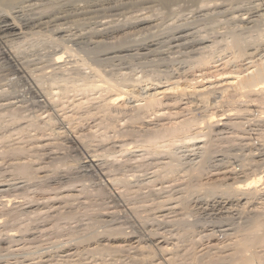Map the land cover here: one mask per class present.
Masks as SVG:
<instances>
[{"label": "rangeland", "instance_id": "1", "mask_svg": "<svg viewBox=\"0 0 264 264\" xmlns=\"http://www.w3.org/2000/svg\"><path fill=\"white\" fill-rule=\"evenodd\" d=\"M22 4L13 12L20 11L22 14L25 10V17L20 13L17 16L26 24L27 40H16L10 34H1L0 41L6 47H15L17 44L25 47L23 50L27 62H22L23 68L31 72V76L34 74L37 77L35 83L45 88L44 94L49 90L53 92L55 96L48 99L55 97L52 99L55 112L52 113L36 102L37 99L26 91L27 85L20 75L14 72L0 54V217L6 218L0 223V264H240L239 256L235 255L238 248L234 246L238 237H246L248 241L243 256H250L252 260L247 264H264V91L258 93V97L251 95L240 98L238 95L231 96L232 92L221 94V99L210 100L206 108H200L202 105L199 107L200 103L197 104L193 99H189L187 104L186 100H182L175 107L154 109L153 113L143 115L145 118L142 117L137 123L129 119L131 113L129 117L113 113L109 118L103 112L99 113L97 106L104 104L105 92L84 94L75 90L77 92L71 94L74 90H70L72 92L64 97L58 90L56 96V88H63L64 84V87L77 82L80 85L83 80L80 76L84 72L83 76L89 73L87 78H93L90 67H96L99 71L101 69L102 74L129 86L128 90L133 89L135 97L141 99L137 83L140 79L141 82L151 80L152 88L156 83L161 87L178 79L199 81L204 75L215 76L224 71L244 70L252 63L264 61V0H23ZM138 15L148 16L153 23L147 27L152 28L131 26L129 23L133 25ZM119 23L120 27L126 25L120 30ZM101 24L109 27L104 28ZM169 24L186 27L180 29L181 32L177 30L179 27L173 28ZM28 26L32 29H27ZM101 27L103 31H100ZM200 28L202 32L198 31ZM57 37V41L61 40L55 43ZM178 37H182V40ZM204 39L206 42H203ZM63 44L70 47L72 52L75 50L78 56L73 57L72 54L71 58L70 51L64 55L67 58L61 64H51V59L47 58L48 53L52 57L56 50L64 52ZM210 45L211 49L208 48ZM123 48L129 51L124 52ZM134 50L138 56H134ZM132 53L133 56L128 55ZM200 56L207 60L210 58L207 68L197 65L196 60L197 57L201 59ZM40 57L48 60L42 58L43 62H39ZM83 59L86 67L82 66ZM80 72L83 74L80 75ZM120 79L127 80L123 83ZM48 93L46 99L47 95L51 96ZM60 93L63 98L58 97ZM193 104H197L198 109ZM192 105L196 109L188 107ZM212 113L219 115L218 119L229 116L232 122L240 124L210 132L207 135L209 139L202 137L200 143L179 141L183 137L181 133L176 139L175 136H169L171 140L168 135H164L158 142L164 146L167 143L166 146L170 148L161 149L164 146L157 143L163 147L157 146L161 150H156V153L144 142L151 135V129L161 127L154 126L156 124L172 127L175 122L192 115L198 121L205 118L208 120ZM62 120H65L64 124H61ZM143 120L154 124L149 126L150 130L142 125ZM243 122L248 123L245 125ZM192 127L191 132L188 130L189 134H195L200 126ZM65 130L80 136L81 148L65 139L62 133ZM108 136L112 139L109 137L106 140ZM141 147L147 148L141 150ZM203 148L207 151L203 172L197 176L190 171L186 172L191 164L201 160ZM124 149L128 152H124ZM238 155H242L241 158ZM85 158L96 159L102 167L97 173L88 172L83 168ZM168 164H173V169H177L172 170L173 173L170 171V175L162 171L165 170L162 167ZM164 174L166 177H163ZM103 180H111V184L107 186ZM228 184H233L232 187H252L256 184L259 191L256 190L257 195L253 193L246 199L245 194L225 192L230 187ZM218 185L223 187L219 186L220 190L216 187L215 193L211 192ZM114 194L117 198H113ZM247 228L249 231L252 229V233L243 234Z\"/></svg>", "mask_w": 264, "mask_h": 264}, {"label": "bare ground", "instance_id": "2", "mask_svg": "<svg viewBox=\"0 0 264 264\" xmlns=\"http://www.w3.org/2000/svg\"><path fill=\"white\" fill-rule=\"evenodd\" d=\"M22 1L23 0H0V14H2V15H0V35L1 34H10V35H12V36H14L15 38H16V40L17 39H21L22 40V38H25L26 37V24L25 23H23L24 21L22 20V22H21V19L18 17L21 13H20V9L18 10L19 12H17V11H14L13 12V9H15L17 6H19V4H21V5H24V4H22ZM26 1V0H25ZM28 1V0H27ZM55 1V0H54ZM145 1H147V0H145ZM149 1V0H148ZM205 1V0H204ZM258 1V0H257ZM51 2V1H50ZM59 2V1H58ZM167 2V1H166ZM246 2V1H245ZM261 2H263V1H261ZM145 3V2H144ZM146 3H149V2H146ZM211 3V2H210ZM134 4H136V3H134ZM165 4V3H164ZM206 4H207V2H206ZM249 4V3H248ZM62 5V4H61ZM204 5H205V3H204ZM204 5H201V6H204ZM256 6L258 5V4H255ZM255 5H253V6H255ZM76 6V5H75ZM100 6V5H99ZM166 6V5H165ZM208 6V5H207ZM218 6V5H217ZM250 6V5H249ZM255 6V7H256ZM23 7V6H22ZM26 7H28V6H26ZM29 7H31V5L29 6ZM33 7H35V5H33ZM47 7V6H46ZM18 8V7H17ZM37 8V7H36ZM55 8V7H54ZM204 8V7H203ZM25 9V8H24ZM27 9V8H26ZM252 9V8H251ZM250 9V10H251ZM257 9H258V7H257ZM37 10H39V9H37ZM43 10V9H42ZM48 10V9H47ZM74 10V9H73ZM97 10H99V9H97ZM96 10V11H97ZM144 10V9H143ZM243 10V9H242ZM252 10H254V9H252ZM25 11V10H24ZM24 11H23V13L21 14V16H23V14H24ZM32 10L30 9V12H31ZM36 11V10H35ZM258 11V10H257ZM22 12V11H21ZM28 12V11H27ZM39 12V11H38ZM95 12V11H94ZM192 12V11H191ZM250 12V11H249ZM261 12V11H260ZM20 13V14H19ZM58 13V12H57ZM152 13V12H151ZM167 13H169V12H167ZM173 13H175V12H173ZM177 13H179V12H177ZM176 13V14H177ZM219 13V12H218ZM32 14V13H31ZM50 14V13H49ZM144 14V13H143ZM191 14V13H190ZM224 14V13H223ZM18 15V16H17ZM36 15H38L37 14V12H36ZM220 15V14H219ZM249 15V14H248ZM27 16V15H26ZM35 16V15H34ZM136 16V15H135ZM147 16V15H146ZM174 16V15H173ZM183 16V15H182ZM217 16V15H216ZM235 16V15H234ZM237 16V15H236ZM242 16V15H241ZM260 16H262V15H260ZM23 17H25V15L23 16ZM33 17V16H32ZM59 17V16H58ZM57 17V18H58ZM138 17V19L133 23V25H132V23H129L131 26H134V27H137V26H148V25H151V19H149V18H147V17H143V16H137ZM136 17V18H137ZM181 17V16H180ZM195 17H197V16H195ZM205 17V16H204ZM207 17H209V16H206V18ZM36 18V17H35ZM55 18V17H54ZM53 18V19H54ZM60 18V17H59ZM169 18H171V17H169ZM184 18V17H183ZM261 18V17H260ZM135 19V18H134ZM198 19V18H197ZM200 19V18H199ZM202 19V18H201ZM214 19V18H213ZM234 19V18H233ZM232 19V20H233ZM246 19V18H245ZM29 20H30V18H29ZM33 20H35V19H33ZM55 20V19H54ZM127 20V19H126ZM126 20H124V21H126ZM132 20V19H131ZM183 20V19H182ZM194 20V19H193ZM241 20H243V19H241ZM247 20H249V19H247ZM264 20V19H263ZM28 21V20H27ZM176 21V20H175ZM250 21V20H249ZM29 22V21H28ZM28 22H26L27 24H28ZM101 22H103V21H101ZM128 22V21H127ZM186 22V21H185ZM194 22V21H193ZM105 23V22H104ZM153 23V22H152ZM175 22H173V24H174ZM177 23V22H176ZM41 24V23H40ZM49 24V23H48ZM100 24V23H99ZM107 24H111V22L110 23H107ZM106 24V25H107ZM115 24H117V23H115ZM128 24V23H127ZM172 24V25H173ZM181 24V23H180ZM185 24H187V22L185 23ZM38 25V24H37ZM96 25H98V24H96ZM101 25H104V24H101ZM100 25V26H101ZM106 25H104V26H102V27H104V28H107V27H109V26H106ZM120 25V23L118 24V26ZM124 25H126V24H124ZM124 25H122V27H120V30H121V28H123V26ZM169 25H171V24H169ZM172 25H171V27H172ZM33 26V25H32ZM56 26V25H55ZM158 26V25H157ZM29 28H27V29H32L30 26H28ZM97 27V26H96ZM101 27V28H102ZM170 27V28H171ZM177 27H179V28H177ZM183 27V26H182ZM186 27V26H185ZM185 27H183V28H181L179 25L178 26H174L173 25V28H177V30H179V31H181L182 29H184ZM58 28V27H57ZM60 28V27H59ZM100 28V27H99ZM112 28V27H111ZM126 28V27H125ZM130 28V27H129ZM148 28V27H147ZM150 28H152V27H150ZM150 28H148V29H150ZM162 28V27H161ZM172 28V29H173ZM193 28V27H192ZM42 29V28H41ZM63 29V28H62ZM67 29V28H66ZM92 29V28H91ZM115 29H117L116 27H115ZM137 29V28H136ZM181 29V30H180ZM201 29V28H200ZM198 30V31H201L202 32V30L203 29H201V30ZM222 29V28H221ZM60 30V29H59ZM58 30V31H59ZM65 30V29H64ZM63 30V31H64ZM96 30V29H95ZM119 30V31H120ZM122 30H124V29H122ZM132 30V29H131ZM134 31H135V29H133ZM188 30V29H187ZM41 31H43V30H41ZM56 31V30H55ZM66 31V30H65ZM68 31V30H67ZM66 31V32H67ZM98 31V30H97ZM100 31H103V28H102V30H100ZM105 31V30H104ZM53 32V31H52ZM60 33H61V31H59ZM117 32V31H116ZM121 32V31H120ZM166 32H168V31H166ZM182 32V31H181ZM186 32V31H185ZM195 32V31H194ZM209 32V31H208ZM58 33V32H57ZM89 33V32H88ZM93 33H95V32H93ZM99 33V32H98ZM103 33V32H102ZM101 33V34H102ZM105 33V32H104ZM111 33V32H110ZM113 33V32H112ZM125 33V32H124ZM131 33V32H130ZM178 33H180V32H178ZM210 33V32H209ZM33 34V33H32ZM35 34V33H34ZM54 34H56V33H54ZM100 34V33H99ZM181 34V33H180ZM187 34V33H186ZM185 34V35H186ZM198 34V33H197ZM5 35V36H6ZM9 35V36H10ZM31 35V34H30ZM36 35V34H35ZM40 35V34H39ZM79 35V34H78ZM83 35V34H82ZM190 35V34H189ZM189 35H188V38H190L189 37ZM193 35V34H192ZM205 35V34H204ZM4 36V37H5ZM33 36V35H32ZM65 36V35H64ZM64 36H61L62 38H64ZM83 36H85L86 37V35H83ZM92 36H94V35H92ZM123 36H125V34L123 35ZM168 36V35H167ZM171 36H173V35H171ZM180 36V35H179ZM7 37V36H6ZM60 37V36H59ZM59 37H57L56 38V40H55V43H57L59 40H61V39H59L58 41H57V39L59 38ZM193 37V36H192ZM196 37V36H195ZM200 37V36H199ZM198 37V38H199ZM205 36H203L202 38H204ZM207 37V36H206ZM1 38H2V36H1ZM13 38V37H12ZM48 38V37H47ZM156 38V37H155ZM178 38H180V37H178ZM182 38V37H181ZM180 38V39H181ZM184 38V37H183ZM197 38V39H198ZM202 38H200V39H202ZM32 39V38H31ZM51 39V38H50ZM49 39V40H50ZM54 39V38H53ZM66 39H68V38H66ZM71 39V38H70ZM69 39V40H70ZM79 39V38H78ZM117 39V38H116ZM121 39V38H120ZM171 39L173 40V38L171 37ZM174 39H176V38H174ZM179 39V40H180ZM185 39H186V37H185ZM25 40H27L26 38H25ZM40 40V39H39ZM41 40H43V39H41ZM65 40V39H64ZM69 40H67V41H69ZM74 40H75V38H74ZM153 40V39H152ZM178 40V39H177ZM182 40V39H181ZM194 40V39H193ZM203 40V39H202ZM205 40V39H204ZM32 41V40H31ZM34 41V40H33ZM57 41V42H56ZM66 41V40H65ZM72 41V40H71ZM119 41V40H118ZM117 41V42H118ZM188 41V40H187ZM186 41V42H187ZM196 41V40H195ZM209 41V40H208ZM5 42V41H4ZM3 42V43H4ZM7 42V41H6ZM27 41H25V43H26ZM42 42V41H41ZM47 42V41H46ZM51 42H53V41H51ZM70 42V41H69ZM100 42V41H99ZM148 42V41H147ZM167 42V41H166ZM175 42V41H174ZM183 42V41H182ZM189 42V41H188ZM203 42H206V40L205 41H203ZM210 42V41H209ZM214 42V41H213ZM15 43V42H14ZM54 43V42H53ZM52 43V44H53ZM54 43V44H55ZM62 43V42H61ZM61 43H58V44H61ZM64 43V42H63ZM123 44V42H120V44ZM133 43V42H132ZM149 43V42H148ZM176 43H178V42H176ZM194 43H196V42H194ZM193 43V44H194ZM198 43H200V42H198ZM197 43V44H198ZM4 44H6V43H4ZM22 44V43H21ZM34 44V43H33ZM37 44V43H36ZM68 44V43H67ZM88 44V43H87ZM110 44V43H109ZM142 44V43H141ZM146 44V43H145ZM165 44V43H164ZM183 44V43H182ZM191 44V43H190ZM213 44H215V42L213 43ZM18 45V44H17ZM15 45V47H6L7 45H5V46H3L2 45V43H1V41H0V54H1V56L4 58V60H6L9 64H10V66L14 69V72L16 73V74H18V75H20V77H21V79H22V81L25 83V85H27V88H25L26 89V91L28 92V93H30V95H32V97H34L35 99H37V103L39 104V105H41V106H43V107H45L46 109H48V110H50V111H52V113L53 112H55L54 110H53V100L52 99H54V98H52L51 100L50 99H48V98H51V97H53V95L54 94H52L51 92H50V90L48 91L50 94H51V96L49 95V97H48V95H47V99H46V94L48 93V92H46V94H44V92L46 91L45 90V88L43 89V88H41V85L39 86V85H37L36 83H35V81H37L36 79H35V77L36 76H31V72H29L30 74H28V72L23 68L24 66V64L22 65V62H27V57L24 55V52H25V50H23L25 47H23L22 45ZM23 45H24V43H23ZM42 45H44V44H42ZM62 45V44H61ZM64 45V44H63ZM70 45V44H69ZM75 45V44H74ZM106 45H108V44H106ZM117 45H119V44H117ZM133 45V44H132ZM150 45V44H149ZM152 45V44H151ZM150 45V46H151ZM161 45V44H160ZM163 45V44H162ZM178 45H180V44H178ZM184 45V44H183ZM192 45V44H191ZM30 46H32V45H30ZM40 45H38V47H39ZM59 46V45H58ZM65 47H64V49L63 50H65L64 52H57V50L56 51H54V52H56V53H54V55H51L52 57H50V53H48L49 55H48V59H51L50 61H51V64L52 63H54V64H61V62H63L64 60H65V58H67V57H64V55L66 56V54L67 53H70V47L68 48V47H66V45H64ZM135 46H137V45H135ZM139 46H141V45H139ZM144 46V45H143ZM181 46V45H180ZM179 46V47H180ZM189 46V45H188ZM54 47H56V46H54ZM53 47V48H54ZM103 47H105V46H103ZM114 47V46H113ZM117 47H119V46H117ZM142 47V46H141ZM148 47V46H147ZM146 47V48H147ZM159 47V46H158ZM164 47V46H163ZM172 47H175V49L177 48L176 46H172ZM185 46H183V49H185L184 48ZM205 47V46H204ZM204 47H202V48H204ZM211 47V45L208 47V48H210ZM28 48V47H27ZM72 48H74V47H72ZM114 48H116V47H114ZM120 48V47H119ZM132 49H133V46L131 47ZM169 48H171V47H169ZM208 48L207 47H205V49H207L208 50ZM36 49V48H35ZM100 49V48H99ZM98 49V50H99ZM108 49H110V46H109V48ZM112 49V48H111ZM123 49H125V48H123ZM127 49H129V48H127ZM149 49V48H148ZM178 49V48H177ZM182 49V48H181ZM191 49L193 50V48L191 47ZM205 49H203V50H205ZM211 49V48H210ZM23 50V51H22ZM28 50L30 51V49L28 48ZM33 50V49H32ZM40 50H42V49H40ZM52 50V49H51ZM62 50V51H63ZM93 50V49H92ZM101 50H103V49H101ZM113 50V49H112ZM137 50V49H136ZM142 50H145V49H142ZM151 50V49H150ZM164 50V49H163ZM178 50H180V49H178ZM177 50V51H178ZM199 50V49H198ZM203 50H202V52H203ZM214 50V49H213ZM94 51V50H93ZM122 51H124V50H122ZM129 51V50H128ZM128 51H126V49H125V51L124 52H128ZM152 51H154V50H152ZM152 51H151V53H152ZM170 51V50H169ZM201 51V50H200ZM47 52V51H46ZM96 52H98V51H96ZM99 52H101V51H99ZM111 52H113V51H111ZM118 52V51H117ZM120 52V51H119ZM133 53H134V56H138V55H135L136 54V52H135V50L134 51H132ZM161 52V51H160ZM171 52V51H170ZM169 52V53H170ZM183 52V51H182ZM202 52H200V54L202 53ZM205 52H207V51H205ZM213 52V51H212ZM211 52V53H212ZM45 53V52H44ZM52 53H53V51H52ZM51 53V54H52ZM133 53H132V55H130V54H128L129 56H133ZM151 53H149L148 52V54H151ZM190 53V52H189ZM192 53H194V52H192ZM195 53H199V52H195ZM209 53V52H208ZM210 53V54H211ZM234 53V52H233ZM26 54V53H25ZM32 54H34V53H32ZM37 54V53H36ZM72 54H73V57H74V55H75V57L76 56H78V55H76L75 54V50H73V52L71 51V58H72ZM138 54V53H137ZM147 54V53H146ZM147 54V55H148ZM171 54H173V53H171ZM174 54H176L175 52H174ZM179 54H180V52H179ZM184 54H187V53H183V55ZM204 54V53H203ZM28 55V54H27ZM46 55V54H45ZM45 55H43V56H45ZM69 55V54H68ZM98 55V54H97ZM126 55V54H125ZM190 55V54H189ZM206 55V54H205ZM215 55V54H214ZM31 56V55H30ZM35 56V55H34ZM114 56V55H113ZM119 56V55H118ZM124 56V55H123ZM140 56H142V54L140 55ZM153 56V55H152ZM166 56V55H165ZM204 56V55H203ZM28 57H29V55H28ZM32 57V56H31ZM31 57H29V58H31ZM50 57V58H49ZM54 57V58H53ZM112 57V56H111ZM122 57V56H121ZM128 57V56H127ZM180 57V56H179ZM186 57H187V55H186ZM202 56H200L199 58H201ZM213 57V56H212ZM28 58V60H30ZM41 58V60H38L39 62L41 61V62H43V60L45 59V60H48V59H46V58H44V57H40ZM39 58V59H40ZM42 58H44L43 60H42ZM119 58V57H118ZM123 58V57H122ZM122 58H120V60L122 59ZM134 58V57H133ZM175 57H173V59H174ZM206 58H208V57H206ZM264 58V57H263ZM262 58V59H263ZM32 59V58H31ZM79 59H81V58H79ZM107 59V58H106ZM111 59V58H110ZM114 59H116V57L114 58ZM155 59V58H154ZM164 59V58H163ZM170 59V58H169ZM172 59V60H173ZM33 60H36V59H33ZM78 60V59H77ZM118 60V59H117ZM160 60H162V59H160ZM175 60V59H174ZM208 60H210V58L208 59ZM207 59H205L204 57H202L201 59H198V57H197V60H196V62H197V65L199 66V67H205V68H207L208 66V64H210L209 63V61H208ZM261 60V59H260ZM264 60V59H263ZM85 61H87L86 59H85ZM124 61V60H123ZM170 61H171V59H170ZM175 61H177V60H175ZM182 61V60H181ZM190 61H192V60H190ZM193 61H195V60H193ZM30 62H31V60H30ZM49 62V61H48ZM82 62V66H85L86 65V62L84 63V59L81 61ZM88 62H89V60H88ZM114 62V61H113ZM120 62V61H119ZM156 62V61H155ZM37 63V62H36ZM106 63V62H105ZM124 63V62H123ZM143 63V62H142ZM153 63H154V61H153ZM187 63V62H186ZM217 63V62H216ZM27 64H29V63H27ZM38 64V63H37ZM78 64V63H77ZM88 64V63H87ZM96 64H98V62L96 63ZM131 64V63H130ZM129 64V65H130ZM180 64V63H179ZM194 64V63H193ZM26 65V64H25ZM137 65V64H136ZM146 65V64H145ZM149 65H151V64H149ZM186 65V64H185ZM52 66V65H51ZM55 66H57V65H55ZM62 66V65H61ZM89 66V65H88ZM88 66H87V68H88ZM96 66V65H95ZM131 66V65H130ZM133 66V65H132ZM134 66H135V64H134ZM182 66V65H181ZM191 66V65H190ZM210 66V65H209ZM34 67V66H33ZM86 67V66H85ZM194 67V69L196 68L195 66H193ZM198 67V68H199ZM53 68V67H52ZM59 68H61V67H59ZM79 68V67H78ZM84 68V67H83ZM82 68V69H83ZM130 68V67H129ZM134 68H138V67H134ZM133 68V69H134ZM177 68H179V67H177ZM29 69V68H28ZM34 69V68H33ZM89 69H91V71H92V77L93 78H90V76H89V78H87V76L89 75V73H88V75L85 77V76H83V75H85V73L86 72H84V74L83 73H81L80 72V75L81 74H83V75H81L80 77H82L83 78V80L82 81H80V79H79V81H80V85H77V83H75V84H73V85H71V86H69V87H64V86H66V84H64V86L63 85H61V86H63V88H60V89H58V88H56L57 89V93H56V96L58 95V93L61 91V93H62V95L64 96V95H66L67 94V96H68V94H70V93H68V92H72V91H70V90H74L73 92L74 93H71V94H75V92H77V91H79V92H84V94L85 93H87V92H90V93H92V92H94V91H97V92H105L107 95H106V98H104L105 100H104V102H102V103H104V104H102L101 106H97V110H98V112L99 111H101V112H103L104 113V115H106L108 118L109 117H112V115H113V113H117L116 115H120L121 114V117H122V115H127L128 116V114L129 113H131L132 115L129 117V119L131 120V121H134V123L136 122V121H139L142 117L143 118H145V116H143V115H146V114H148L149 115V113L151 112V113H153L152 111L154 110V109H156V108H163V107H175V106H177L182 100H186L187 102L185 103V104H187V103H189V99H193V101H195L197 104L198 103H200L199 104V107H200V105H202L200 108H202V107H204V108H206V106H208V103H209V101L210 100H214V99H217V98H220V96H221V94L223 95V94H228V93H230V92H232V94H231V96H237L238 95V97H240V98H242V97H246V96H256V97H258L257 96V94L258 93H260L261 91H264V61H259V63H252L249 67H247V68H245L244 70H240V69H234V70H230V71H224V72H221V73H217L215 76H202V78H200L201 80H199V81H197L196 79H191V80H184V79H178V80H176V81H174V82H167V84H165L164 86H161V87H158V85H157V83L155 84V86L152 88V85L150 84V81L149 80H145V79H142V80H145V81H143V82H141V79L140 80H138V81H140V82H137V83H139L138 85V87H139V90H140V93H138L139 94V96H142L141 97V99H138L137 97H135L136 95V93L134 92V91H132V90H128L129 89V86H126V85H124V84H122V83H119V82H117V80L116 79H114V80H116V81H114V80H112L111 78H109V77H107V75L104 73V74H102L103 72H100L101 71V69H100V71H99V69H96V67H90ZM88 69V70H89ZM120 69V68H119ZM30 70V69H29ZM77 70V69H76ZM203 70V69H202ZM205 70V69H204ZM209 70V69H208ZM46 71H48V70H46ZM80 71V70H79ZM78 71V72H79ZM85 71V70H84ZM126 71V70H125ZM133 71V70H132ZM184 71V70H183ZM196 71H198V69L196 68ZM175 72V71H174ZM189 72V71H188ZM49 73V72H48ZM123 73H125V72H123ZM128 73V72H127ZM132 73V72H131ZM140 73H142L141 71H140ZM176 73V72H175ZM187 73V72H186ZM204 73V72H203ZM50 74V73H49ZM74 74H79V73H75L74 72ZM126 74V73H125ZM125 74H124V76H125ZM184 74V73H183ZM201 74V73H200ZM44 75V74H43ZM105 75H106V77H105ZM123 75V74H122ZM121 75V76H122ZM136 75V74H135ZM140 75V74H139ZM142 75V74H141ZM72 76V75H71ZM69 77L71 80H73L74 78H72V77ZM119 76V75H118ZM120 76V77H121ZM130 76H132V75H129V77ZM145 76V75H144ZM189 76V75H188ZM193 76V75H192ZM198 76V75H197ZM200 76V75H199ZM39 77V76H38ZM43 77V76H42ZM52 77V76H51ZM74 77H76L77 78V76H74ZM114 77V76H113ZM116 77V76H115ZM123 77V76H122ZM138 77V76H137ZM185 77V76H184ZM195 77V76H194ZM37 78V77H36ZM128 78V77H127ZM134 78V77H133ZM136 78V77H135ZM147 78V77H146ZM152 78V77H151ZM179 78V77H178ZM213 78V79H212ZM118 79V78H117ZM124 79V78H123ZM167 79V78H166ZM12 80V79H11ZM42 80V79H41ZM119 80V79H118ZM121 80V82L123 81V83H125L124 81L125 80H127V79H125V80H122V79H120ZM133 79H131L130 81H132ZM62 81V80H61ZM74 81H77V80H75L74 79ZM130 81H127V82H130ZM39 82V81H38ZM48 82H50V81H48ZM70 82V81H69ZM64 83H66V82H64ZM131 83V82H130ZM135 82H134V80H133V84H134ZM158 83H159V81H158ZM10 84V83H9ZM41 84V83H40ZM54 85H56L55 83H53ZM70 83H68L67 84V86L69 85ZM132 84V83H131ZM132 84V85H133ZM153 84V83H152ZM5 85V84H4ZM13 85V84H12ZM48 85V84H47ZM54 85H52V86H54ZM51 86V87H52ZM131 86V85H130ZM135 87H137V85H134ZM134 86H133V88H134ZM54 89H55V87H53ZM49 89H50V87H49ZM52 89V88H51ZM58 90H59V92H58ZM75 90H77V91H75ZM18 91V90H17ZM21 91V90H20ZM25 91V90H24ZM54 91V90H53ZM6 92V91H5ZM79 92H78V94H79ZM24 93V92H23ZM48 93V94H49ZM61 93L59 94L60 96H58V97H62L61 96ZM98 93V94H99ZM83 94V95H84ZM88 95V94H87ZM101 96L103 95V94H100ZM6 96V95H5ZM17 96V95H16ZM55 96V95H54ZM73 96H75V95H73ZM85 96V95H84ZM105 96V95H104ZM263 96V95H262ZM64 97H66V96H64ZM223 97V96H222ZM221 97V98H222ZM229 97H230V95H229ZM261 97V96H260ZM63 98V97H62ZM220 98V99H221ZM239 98V99H240ZM103 99V98H102ZM231 99V98H230ZM237 99V98H236ZM262 99V98H261ZM232 100V99H231ZM234 100V99H233ZM241 101V100H240ZM255 101H256V99H255ZM67 102V101H66ZM223 102V101H222ZM242 102V101H241ZM240 102V103H241ZM14 103V102H13ZM22 103V102H21ZM75 103V102H74ZM84 103V102H83ZM82 103V104H83ZM192 103V102H191ZM214 103V102H213ZM218 103V102H217ZM253 103V102H252ZM197 104H193V105H195L196 107H197V109H198V106H197ZM260 104V103H259ZM0 105H2V104H0ZM13 105V104H12ZM64 105V104H63ZM77 105V104H76ZM76 105H75V107H76ZM189 105V104H188ZM188 106V107H194V109H196V107L195 106ZM215 105V104H214ZM262 105V104H261ZM71 106V105H70ZM1 107V106H0ZM22 107V106H21ZM78 107V106H77ZM77 107H76V109H77ZM80 107V106H79ZM236 107V106H235ZM237 107H239V106H237ZM236 107V108H237ZM245 107H247V105L245 104ZM5 108V107H4ZM82 108V107H81ZM208 108V107H207ZM219 108V107H218ZM2 109H3V107H2ZM187 110H188V108H186ZM211 109V108H210ZM215 109H216V107H215ZM223 109V108H222ZM79 110V109H78ZM192 110V109H191ZM207 110V109H206ZM233 110V109H232ZM244 110V109H243ZM221 111V110H220ZM231 111V110H230ZM248 111V110H247ZM253 111V110H252ZM252 111H249V112H251V113H253ZM97 112V111H96ZM97 112V113H98ZM208 112V111H207ZM215 112H217V111H215ZM241 112H243L242 110H241ZM100 113V112H99ZM174 113V112H173ZM194 113V112H193ZM236 113V112H235ZM248 113V112H247ZM257 113L259 114V111H257ZM260 113H262V112H260ZM160 114V113H159ZM163 114V113H162ZM176 114V113H175ZM182 114V113H181ZM228 114V113H227ZM234 114V113H233ZM147 115V116H148ZM152 115V114H151ZM156 115H158V114H156ZM156 115H154L155 117H156ZM206 115V114H205ZM204 115V116H205ZM237 115V114H236ZM236 115H233V116H236ZM241 115V114H240ZM239 115V116H240ZM250 115H252V114H250ZM162 116V115H161ZM161 116H157L158 118L159 117H161ZM171 116V115H170ZM231 116V115H230ZM256 116V115H255ZM261 116H263V115H261ZM104 117V116H103ZM149 117V116H148ZM163 117H165V116H163ZM162 117V118H163ZM220 116L219 115H217L216 113H212V114H210V116H208V120H207V118H205L206 120H204V119H201V121H198V119L196 118V116L195 115H192L191 117H189V118H185V119H182V120H180V121H178V122H175V124L174 125H172V127H169V126H164V124H156V125H154L153 123H151V121H149V120H143L144 122L142 123V125L143 126H146V128H147V130H150V128H149V126H152V125H154V126H161V127H159V128H156V129H151L150 130V136L148 137V139L147 140H145L144 142H145V144H148L149 146H147L149 149H151V150H154L155 152H153V153H156V150L158 151V149H159V152H160V150L161 149H169L170 147L169 146H166V144L167 143H165V146L161 143V142H158V139L160 138V137H163L164 135H168V137L169 136H172L173 138H174V136H175V139H176V136L177 135H179V137H180V133H181V136H183L181 139H178L179 141H186V142H191L190 144H192V143H200V142H202V140H201V138L202 137H207V135L208 134H210V132L211 133H213L214 131H218L220 128H222V127H224V126H239V124H240V122L239 123H237V122H232L231 121V119L230 118H225L224 116H222L223 118H221V119H218ZM257 117H258V115H257ZM264 117V116H263ZM107 118V119H108ZM161 118V119H162ZM171 118V117H170ZM175 118V117H174ZM202 118H204V117H202ZM246 118V117H245ZM259 119H261L260 117H259ZM264 119V118H263ZM105 120V119H104ZM110 120V119H109ZM108 120V121H109ZM112 120V119H111ZM130 120H129V122H130ZM247 120V119H246ZM67 121V120H66ZM118 121H120V120H118ZM153 121V120H152ZM224 121V122H223ZM249 121H250V119H249ZM256 121V119L254 120V122ZM262 122H263V120H261ZM65 123V120H62L61 121V124H64ZM140 122V121H139ZM141 122H142V120H141ZM223 122V123H222ZM252 122H253V119H252ZM108 122L106 121V124H107ZM116 123V122H115ZM119 123H121V122H119ZM124 123V122H123ZM122 123V124H123ZM137 123V122H136ZM244 123V122H243ZM248 123V122H247ZM247 123L245 122L244 124L245 125H247ZM260 123V122H259ZM111 124H112V122H111ZM242 124V123H241ZM243 124V125H244ZM110 125V124H109ZM113 125V124H112ZM132 125V124H131ZM141 125V126H142ZM258 125V124H257ZM111 126V125H110ZM120 126V125H119ZM135 126V125H134ZM192 126H200V127H198L197 128V132L195 133V134H189V132H188V130L190 131V130H192ZM242 126V125H241ZM255 126V125H254ZM102 127V126H101ZM118 127V126H117ZM61 128L63 129L64 128V126L62 125L61 126ZM191 128V129H190ZM115 129H117V128H115ZM114 129V130H115ZM120 129V128H119ZM119 129H117L118 131H119ZM145 129V128H144ZM143 129V130H144ZM207 129V131H205ZM121 130V129H120ZM222 131V130H221ZM123 132V131H122ZM126 132H127V129H126ZM144 132V131H143ZM188 132V133H187ZM191 132V131H190ZM62 133H64V137H65V139L70 143V144H72V145H74V146H76L77 148H81V146H82V141H81V139H80V136L78 137V135L76 134V133H74V132H71V131H69V130H65L64 132H62ZM189 134V135H187V134ZM261 133V132H260ZM113 134H115V131H114V133ZM118 134V133H117ZM122 134V133H121ZM130 134V133H129ZM148 134V133H147ZM262 134V133H261ZM131 135V134H130ZM257 135H259V134H257ZM119 136V135H118ZM211 136V135H210ZM260 137H261V135H259ZM110 136H108L107 138H106V140L109 138ZM145 137V136H144ZM178 137V138H179ZM139 138V137H138ZM171 137H169V139H170ZM172 138V139H173ZM208 138V137H207ZM110 139H112L111 137H110ZM168 139V138H167ZM209 139V138H208ZM259 139V138H258ZM262 139V138H261ZM109 140V139H108ZM171 140V139H170ZM223 140V139H222ZM257 140V139H256ZM113 141H116V140H114L113 139ZM118 141V140H117ZM143 141V140H142ZM161 141V140H160ZM173 141H176L177 142V140H173ZM172 141V142H173ZM204 141V140H203ZM206 141V140H205ZM259 141V140H258ZM141 142V141H140ZM163 142H165V141H163ZM260 142V141H259ZM124 143V142H123ZM157 143H161L162 145H157ZM169 143V142H168ZM174 143V142H173ZM179 143V142H178ZM180 143H182V142H180ZM185 143V142H184ZM183 143V144H184ZM248 143V142H247ZM175 144V143H174ZM208 144V143H207ZM128 145V144H127ZM134 145H136V144H134ZM141 145V144H140ZM144 145V144H143ZM171 145V144H170ZM209 145V144H208ZM207 145V146H208ZM142 146V145H141ZM157 146H162L163 148H158ZM204 146H205V144H204ZM203 146V147H204ZM147 147H145V148H147ZM169 147V148H168ZM210 147V146H209ZM124 148V147H123ZM134 148V147H133ZM145 148L144 149H142V147H141V150H145ZM199 148V147H198ZM202 148V147H201ZM128 149V148H127ZM135 149V148H134ZM165 149V150H166ZM187 149V148H186ZM209 149V148H208ZM95 150V149H94ZM122 150V149H121ZM130 150V149H129ZM148 150V149H147ZM146 150V151H147ZM151 150H149L150 151V153L152 152ZM164 150V151H165ZM203 150H204V148H203ZM52 151V150H51ZM124 152H128V150L127 151H125V149H124ZM123 152V153H124ZM121 153V152H120ZM209 153V152H208ZM152 154V153H151ZM203 155L201 156V160H199V161H197V163H195V161H194V163L195 164H191L192 166L190 167V169H188V168H186V169H188V170H186V172L187 171H190V173L192 174V175H198V174H200L201 173V171H202V169L204 168V167H206V166H204L205 165V163H204V160H205V158H206V155L205 154H207V151L206 150H204V152L202 153ZM249 154V153H248ZM150 155V154H149ZM156 155H158V154H156ZM245 155V154H244ZM247 155V154H246ZM245 155V156H246ZM239 156V155H238ZM240 156H242V155H240ZM239 156V157H240ZM251 156V155H250ZM128 157V156H127ZM244 157V156H243ZM247 157V156H246ZM254 157V156H253ZM135 158V157H134ZM148 158V157H147ZM241 158V157H240ZM170 159V158H169ZM195 159V158H194ZM238 159V158H237ZM121 161V160H120ZM131 161V160H130ZM217 161V160H216ZM244 161V160H243ZM172 162V161H171ZM170 162V163H171ZM250 162H252V161H250ZM255 162V161H254ZM169 163V164H170ZM245 163V162H244ZM253 163V162H252ZM167 164V163H166ZM169 164L167 165V166H165V167H162V169L163 168H165V170H162V171H165L164 173H167V174H169V172L171 171V173H173L172 172V170H174L175 169V167H172L173 166V164H172V166H169ZM247 164H249V162L247 163ZM128 165V164H127ZM165 165V164H164ZM171 165V164H170ZM189 166V165H188ZM238 166V165H237ZM245 166H246V164H245ZM249 166V165H248ZM247 166V167H248ZM102 167V165L96 160V159H92V158H85V160H84V162H83V168L85 169V170H87L88 172H92V173H97V171L98 170H100V168ZM161 167V166H160ZM179 167V166H178ZM246 167V168H247ZM174 168V169H173ZM177 168V167H176ZM177 170V169H176ZM176 170H174V171H176ZM209 170V169H208ZM245 170V169H244ZM158 172L160 171L161 172V170H157ZM239 171H240V169H239ZM253 171V170H252ZM23 172V171H22ZM203 172V171H202ZM254 172H256V171H254ZM110 173V172H109ZM224 173V172H223ZM230 173V172H229ZM190 174V175H191ZM234 174V173H233ZM250 174V173H249ZM258 174V173H257ZM261 174V173H260ZM96 175V174H95ZM170 175V174H169ZM179 175V174H178ZM191 175V176H192ZM133 176V175H132ZM190 176V177H191ZM248 176V175H247ZM160 177V176H159ZM163 177H166V174H164V176ZM172 177V176H171ZM230 178V177H229ZM248 178V177H247ZM132 179V178H131ZM259 179V178H258ZM261 179V178H260ZM218 180V179H217ZM227 180V179H226ZM226 180H224V181H226ZM111 181V180H110ZM110 181H108V180H103V182L108 186V185H110L111 184V182ZM234 181V180H233ZM263 181V180H262ZM236 182V181H235ZM260 182H261V180H260ZM153 183V182H152ZM217 183V182H216ZM240 183V182H239ZM254 183H256V182H254ZM235 184V183H234ZM188 185V184H187ZM197 185V184H196ZM213 185V184H212ZM221 185H222V183H221ZM233 185V184H232ZM232 185H229L228 184V186H230V187H228V190H227V188L225 187V189L227 190V191H225V192H230V193H237V195H238V193L239 194H245V195H247L246 196V199H247V197H248V195H251L252 196V194L254 193V195L256 194H258V193H255V192H257L256 190H258L257 188H256V184H254L252 187H250V186H243V187H239V186H236V187H232ZM251 185H252V183H251ZM261 185H262V183H261ZM127 186V185H126ZM174 186V185H173ZM219 186L220 185H218V186H215V187H213L214 189H212V188H209V189H212V191L211 192H214L215 193V189H217L218 188V190H220V188L221 187H223V186H220V188H219ZM200 187V186H199ZM205 187V186H204ZM217 187V188H216ZM194 189V188H193ZM200 189H202V188H200ZM204 189V188H203ZM263 189V188H262ZM206 190V189H205ZM217 190V191H218ZM259 191V190H258ZM264 191V190H263ZM221 192H224V190L223 191H221ZM217 193V192H216ZM71 195V194H70ZM115 195V194H114ZM229 195V194H228ZM227 195V196H228ZM236 194H234L233 196H235ZM236 195V196H237ZM242 195V196H243ZM113 198H117V195H115V196H113ZM250 198V197H249ZM252 199V198H251ZM186 200V199H185ZM57 201V200H56ZM5 202V201H4ZM58 202V201H57ZM9 203V202H8ZM164 203V202H163ZM220 203V202H219ZM237 203H239V202H237ZM8 205V204H7ZM207 205V204H206ZM248 205V204H247ZM216 206V205H215ZM219 207V206H218ZM230 207V206H229ZM237 208V207H236ZM247 208V207H246ZM35 209V208H34ZM169 209V208H168ZM218 209V208H217ZM221 209V208H220ZM245 209V208H244ZM185 210V209H184ZM229 210V209H228ZM232 210V209H231ZM234 210V209H233ZM241 210H242V208H241ZM44 211H46V210H44ZM74 211V210H73ZM162 211V210H161ZM165 211V210H164ZM217 211V210H216ZM20 212V211H19ZM262 212V211H261ZM1 213V212H0ZM45 213V212H44ZM184 213V212H183ZM4 216V215H3ZM31 216V215H30ZM39 216V215H38ZM166 217V216H165ZM1 218V217H0ZM30 218V217H29ZM228 218V217H227ZM4 219H6V218H4ZM3 218H1V220H0V223L4 220ZM28 219V218H27ZM226 219V218H225ZM11 220H12V218H11ZM17 221V220H16ZM244 222V221H243ZM258 222H260V221H258ZM263 222V221H262ZM11 224V223H10ZM257 224V223H256ZM4 226V225H3ZM19 226V225H18ZM248 229V228H247ZM21 230V229H20ZM226 230V229H225ZM251 231H252V229H250ZM223 231V230H222ZM249 229L246 231V232H243V234H245V233H250L251 231H249ZM166 232V231H165ZM240 232H242V231H240ZM239 232V233H240ZM252 233V232H251ZM31 234V233H30ZM13 235V234H12ZM229 236V235H228ZM240 237H241V235H239ZM244 236V235H243ZM242 236V237H243ZM246 236H249L250 237V234H247ZM12 237V236H11ZM264 237V236H263ZM10 238V237H9ZM239 238V237H238ZM237 238V244L235 245L234 244V246L236 247L237 246V248H235V249H237L236 250V254L235 255H238L239 256V259L241 260L240 261V264H247L250 260H252L251 259V257L250 256H248V257H245V256H243V255H245V253L243 254V251L244 250H246L247 248V245L246 244H248V243H246V237L245 238H240V239H238ZM12 239V238H11ZM261 239V238H260ZM263 239V238H262ZM264 240V239H263ZM262 240V241H263ZM123 242V241H122ZM235 242V241H234ZM248 242V241H247ZM125 245V244H124ZM113 247V246H112ZM116 247H117V245H116ZM122 247V246H121ZM251 247V246H250ZM119 249V248H118ZM235 249H234V251H235ZM249 249V248H248ZM69 250V249H68ZM170 250V249H169ZM250 250V249H249ZM249 252V251H248ZM234 253V252H233ZM155 254V253H154ZM234 255V256H235ZM248 255H250V254H248ZM237 256V257H238ZM30 258V257H29ZM169 261V260H168ZM236 264V263H235Z\"/></svg>", "mask_w": 264, "mask_h": 264}]
</instances>
